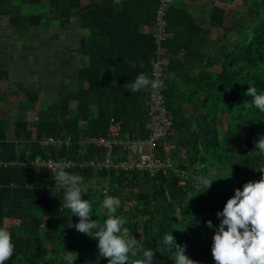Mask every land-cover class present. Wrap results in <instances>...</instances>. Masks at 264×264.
I'll return each instance as SVG.
<instances>
[{"label":"trees","instance_id":"obj_1","mask_svg":"<svg viewBox=\"0 0 264 264\" xmlns=\"http://www.w3.org/2000/svg\"><path fill=\"white\" fill-rule=\"evenodd\" d=\"M192 1L170 2L161 42L167 57L161 96L172 130L169 146L158 151L170 165L153 175L90 166L66 168L85 183L97 182L100 190L90 188L82 197L92 204L90 219L101 225L107 219L102 208L104 189L120 198L116 215L127 218L125 227L153 251V264H174L175 243L200 264H215L211 245L220 223L216 213L236 188L264 175L257 170L264 167V154L258 155L255 149L264 137V112L246 95L250 85L257 94H264V0H246L244 8L232 10L225 5L234 0H201L198 7ZM158 3L0 0V21L10 27L39 23L41 13L25 11V6L56 7L59 25L75 17L89 33L85 47L90 50L87 63L77 72L75 87L63 91L34 120H16L10 136L0 129V227L10 231L15 244L5 264H66L65 251L78 253L74 264H107L98 254L97 239L67 226L70 217L73 224L79 217L64 208V191L55 185L53 171L28 162L37 156L81 161L99 153L100 149L76 141L105 134L111 117L120 121L122 135L148 136L143 107L147 90L132 93L129 86L141 72L152 79L156 49L151 29ZM72 9L77 10L74 16ZM203 10L206 14L201 16ZM23 19L26 25L22 26ZM211 29L223 31L208 55L205 40ZM231 37L235 41L230 46ZM3 77L7 74L0 68ZM48 136L71 143L45 147L37 143ZM205 178L213 182L199 193V182ZM35 184H41L42 190ZM208 220L214 227L207 226ZM168 234L175 243L163 242ZM141 258L130 256L128 264Z\"/></svg>","mask_w":264,"mask_h":264},{"label":"clouds","instance_id":"obj_2","mask_svg":"<svg viewBox=\"0 0 264 264\" xmlns=\"http://www.w3.org/2000/svg\"><path fill=\"white\" fill-rule=\"evenodd\" d=\"M139 67L143 68V65ZM160 88L161 81L158 78L150 79L143 72L129 86L132 93ZM246 95L251 96L253 105L264 112V94H257L256 88L250 85ZM255 149L258 155L264 154V137L256 142ZM66 167L69 165L65 162H57L53 167V180L55 185L64 191V208L79 217V222L75 224L71 222L70 217L67 226L97 239L98 254L107 259V264H128L130 256H142L133 264H153V251L145 249L136 236L125 227L127 218L116 215L121 206L120 198L108 195V190L104 189L102 208L106 211L107 219L103 225L96 219H90L92 204L82 197L90 188L99 191L97 182L93 179L85 183L81 176L66 171ZM257 170L264 173V167ZM212 182L213 180L207 178L201 180L199 193L205 192ZM216 215L220 218V223L216 227L211 245L215 264H264V175L259 180L246 182L242 189L236 188L234 195ZM206 223L209 228L214 227L211 220ZM163 242L171 245L175 243V238L168 234L164 236ZM175 248L174 264H200L185 253L184 247L175 243ZM14 252L12 234L7 228L0 227V264H5L11 259ZM77 256L76 252L65 251L62 259L66 264H74Z\"/></svg>","mask_w":264,"mask_h":264},{"label":"crops","instance_id":"obj_3","mask_svg":"<svg viewBox=\"0 0 264 264\" xmlns=\"http://www.w3.org/2000/svg\"><path fill=\"white\" fill-rule=\"evenodd\" d=\"M192 4L198 7L202 1ZM39 12V23L26 28L0 21V68L7 74L0 79V129L3 127L9 136L16 120H34L45 106L57 102L63 91L75 87L77 72L90 54L85 47L89 33L78 26L75 17L59 25L56 7L42 6ZM71 13L74 16L77 10ZM205 14L203 10L201 16ZM21 25H26L24 19ZM219 33L220 29H211L206 38L208 55L210 43Z\"/></svg>","mask_w":264,"mask_h":264},{"label":"built area","instance_id":"obj_4","mask_svg":"<svg viewBox=\"0 0 264 264\" xmlns=\"http://www.w3.org/2000/svg\"><path fill=\"white\" fill-rule=\"evenodd\" d=\"M172 0H159L155 11L153 27L151 29L155 43L156 59L151 66L150 75L152 79L158 78L161 81V88L158 90H147L143 99V107L149 122V134L147 137H131L121 134L120 121L111 117L105 134L80 138L76 143L80 146H92L100 149L99 153H94L85 160H52L35 157L29 161V165L43 167L53 171L57 162H65L67 165L79 167L90 166L96 170L114 171H145L153 175L159 170L170 165V160H163L158 151L159 147L169 146L167 137L171 134L172 119L161 96L163 89V68L167 62V57L163 54L161 42L166 36L167 21L165 14ZM42 146L69 145L70 139L61 137H44L36 140ZM68 168V167H66ZM38 191L42 190L41 184H35ZM103 192V191H102Z\"/></svg>","mask_w":264,"mask_h":264},{"label":"rangeland","instance_id":"obj_5","mask_svg":"<svg viewBox=\"0 0 264 264\" xmlns=\"http://www.w3.org/2000/svg\"><path fill=\"white\" fill-rule=\"evenodd\" d=\"M246 5V0H234L233 2H231L229 5H225L227 6V10H232V9H236L238 7H242L244 8ZM32 9H36L37 11H40V7H32L30 8L29 6H25V11H31ZM222 29H220V33H219V38L221 37L222 35ZM225 31L229 32V29H226ZM234 38L231 37L230 40H229V45L231 46L233 43H234ZM210 43V42H209ZM210 46H211V52L213 51V42L210 43ZM8 224H10L9 221H7Z\"/></svg>","mask_w":264,"mask_h":264}]
</instances>
